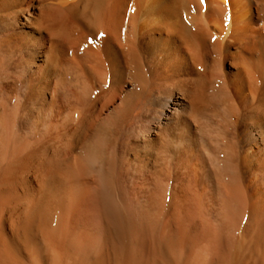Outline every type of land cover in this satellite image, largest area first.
<instances>
[{
	"label": "bare ground",
	"instance_id": "bare-ground-1",
	"mask_svg": "<svg viewBox=\"0 0 264 264\" xmlns=\"http://www.w3.org/2000/svg\"><path fill=\"white\" fill-rule=\"evenodd\" d=\"M0 264H264V0H0Z\"/></svg>",
	"mask_w": 264,
	"mask_h": 264
}]
</instances>
